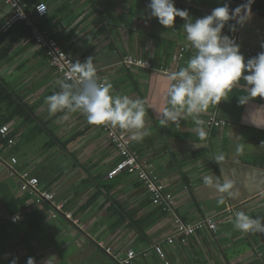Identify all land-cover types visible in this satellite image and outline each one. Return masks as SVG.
Segmentation results:
<instances>
[{
    "label": "crops",
    "instance_id": "1",
    "mask_svg": "<svg viewBox=\"0 0 264 264\" xmlns=\"http://www.w3.org/2000/svg\"><path fill=\"white\" fill-rule=\"evenodd\" d=\"M41 1L45 2L47 12L39 25L62 43L70 56L83 61L92 58L98 82L111 83L112 95L144 101L146 135L136 141L131 138V131L125 132L132 148L152 164L172 193L178 215L188 222L211 217L217 223L214 233H198L186 243L162 242L170 264H264V233L243 234L233 224L238 211L254 219L264 217V99L256 97L239 105L238 96L244 94L241 80L240 86L234 87L228 99L219 105V115L228 125L211 131L202 125L207 133L204 141L198 139L193 119L183 118V113L179 125L169 122L161 126L167 75L158 69L178 71L194 55V50L185 46L184 21L176 17L173 29H165L156 18H148L149 0ZM234 1L175 0V7L187 9L195 20L224 3L234 9ZM3 10L0 0V14ZM228 22L222 34L227 32ZM238 36L240 45L252 52L248 56L243 51L245 60L264 50L261 48L264 0H254L251 4V18L243 26L238 25ZM0 38V83L20 104L33 111L29 122L10 115V108L0 107V119L11 117L7 124L15 140L10 147L0 146V158L7 163L10 156H16L18 169H27L38 179L41 188L49 187L58 199L66 200L73 218L89 222L83 239L70 221L62 217L51 220L47 204L31 205L26 213L37 211L39 224L34 230L25 225L19 232L16 223H10L7 217L20 214L17 222L24 220L28 196L17 191L15 180L7 177L4 166L0 165V230L7 235L3 229L18 228L19 234L13 238L20 240L24 234L29 239L20 242L17 253H12L8 260L38 255L54 264L65 253L72 261L71 253L83 251L85 245L87 251L92 246L97 248L94 241L123 255L129 248L136 252L147 249L171 234L170 215L151 205L135 174L106 178L105 173L118 156L98 126L88 124L78 111L49 113L46 97L60 90L58 75L23 28ZM125 54L149 59L154 69L122 67L119 59ZM178 54L180 57L174 60ZM208 110L200 115L201 120L204 121ZM32 127L39 128L40 133L28 140L35 132H30ZM40 135L48 140L38 144ZM195 143L204 146L196 148ZM237 144L243 145L240 153L236 152ZM220 154L225 159L218 164L215 157ZM205 176L219 183L232 181L239 197L231 199L226 193L205 186ZM221 196L224 204L217 202ZM158 262L153 254L137 259L138 264Z\"/></svg>",
    "mask_w": 264,
    "mask_h": 264
},
{
    "label": "clouds",
    "instance_id": "2",
    "mask_svg": "<svg viewBox=\"0 0 264 264\" xmlns=\"http://www.w3.org/2000/svg\"><path fill=\"white\" fill-rule=\"evenodd\" d=\"M253 2L254 0H246L234 9L224 3L223 6L214 8L210 14L193 20L187 9L175 7V0H149L148 18H156L167 30L173 29L176 17L181 18L184 21L185 46L194 50V55L187 60L186 66L164 78L166 95L165 107L160 110L161 126H167L169 122L179 125L183 113V118L193 119L197 125L198 139L204 141L207 133L202 127L204 121L199 118L200 115L210 106H217L222 100H227L233 88L240 86L241 80L244 82V94L238 96L239 105H245L256 97L264 99V50L245 60L240 52V44L229 35L222 34L228 21L235 20L236 24L243 26L251 18ZM36 10L41 14L47 12L46 5L42 2L36 6ZM236 24L228 25L229 32L237 30ZM261 48L264 49V43ZM73 70L79 75V91L73 92L72 84L60 83V90L46 97L49 113L78 111L90 125L118 127L131 131L133 140H142L146 135L144 101L131 99L127 95H112L111 83L98 82L97 68L92 58L75 63ZM64 118L67 119V115ZM202 146L204 145L194 144L196 148ZM242 151L243 145L237 144L236 152ZM224 159L223 154L215 157L218 164ZM203 184L221 194L226 193L231 199L239 197V191L233 190L234 185L230 180L219 183L212 177L205 176ZM217 202L224 204V197L221 196ZM66 205L67 201L64 210H72ZM233 224L243 234L264 233V217L254 219L245 212L238 211ZM100 243L102 242L96 245L102 247ZM11 264H17V259L14 258ZM26 264H34L33 258L29 257Z\"/></svg>",
    "mask_w": 264,
    "mask_h": 264
},
{
    "label": "built area",
    "instance_id": "3",
    "mask_svg": "<svg viewBox=\"0 0 264 264\" xmlns=\"http://www.w3.org/2000/svg\"><path fill=\"white\" fill-rule=\"evenodd\" d=\"M3 5V12L0 14L2 24L0 25V33L6 32L13 24L17 22L23 23V30L29 39L33 42L36 49L42 50L44 57L48 64L57 72L58 85L60 83L72 84V91L78 92L77 82L79 79L78 73L74 72V65L77 62H84L79 57H72L66 51L62 43H60L47 30L40 28L39 20L46 14L39 13L36 6L42 2L39 0L33 4L27 0H1ZM246 0H235L234 8ZM46 5V4H45ZM47 10V6H46ZM236 24L235 20H232ZM238 25L236 24V31L228 33L230 37L234 38L240 44L238 36ZM226 34V33H225ZM245 46L240 45V52L243 53ZM248 56H252V52L246 50ZM181 54V53H180ZM180 54L174 57V60L180 57ZM119 64L126 69H141L150 70L154 68L149 59L142 57H134L129 54L122 55L119 59ZM160 73L170 74L169 68L158 69ZM219 105L210 106L204 118V127L207 131L220 130L228 125V121L219 115ZM102 131L108 143L117 153L118 159L115 164L105 173L106 178L112 179L115 176L123 173H133L141 182L145 189L146 196L151 205L160 209L163 214L170 215L173 232L151 245V250L161 262V264H170L166 253L163 249V243L174 244L179 242L186 243V238L198 231L206 232V230H213L215 232L217 223L211 217H202L195 221H184L183 218L175 211V199L172 193L167 190L166 184L159 178L154 171L152 164L146 161L141 155L132 148L130 140L128 139L125 130L113 128L111 126H98ZM12 128L5 123L0 126V141H4L7 147L15 144V140L10 136ZM5 146V147H6ZM18 158L10 156L8 162L5 163L0 158V165L4 166L6 176L13 178L16 183L17 191L28 196L26 201V209L23 213L30 210L31 205L41 206L48 205V212L52 219L58 218L62 215L66 219L72 220V223L80 231H85L88 228V221H81L79 219H72L73 211L64 210L66 200L57 199L54 190L48 188H41L37 178L31 176L27 169H18L16 164ZM15 218V219H14ZM21 215L15 214L7 219L11 222L20 220ZM100 245L103 247L102 243ZM108 254L119 264H134L135 252L132 249H127L123 255L113 253L112 249L106 248ZM145 254V253H144Z\"/></svg>",
    "mask_w": 264,
    "mask_h": 264
},
{
    "label": "trees",
    "instance_id": "4",
    "mask_svg": "<svg viewBox=\"0 0 264 264\" xmlns=\"http://www.w3.org/2000/svg\"><path fill=\"white\" fill-rule=\"evenodd\" d=\"M39 0H33L32 2H30L29 0H27L28 3L30 4H33L35 2H37ZM46 15V14H45ZM44 15V16H45ZM43 16V17H44ZM229 25H232L234 24L233 22H228ZM2 24V21L0 22V25ZM40 26V25H39ZM19 28H23V23L22 22H17L15 24H13L6 32L4 33H1L0 35L1 36H5V35H8V33L12 32L13 30H17ZM40 28H42L40 26ZM43 29V28H42ZM226 33H231L229 32V30H227ZM1 39V38H0ZM2 105H4V107H8L10 108L11 112H10V115L11 114H15L16 116H20V117H23L25 120H28L29 122H31V119H32V116H33V111H32V108H30L29 106H26V105H23V104H20L16 99H15V96L13 95L12 92L8 91V89H6L5 85H2L0 83V107H2ZM3 107V108H4ZM1 109V108H0ZM6 117V116H5ZM5 117H2L0 119V126L7 123L8 120L11 119V117L8 118V116L5 118ZM37 127H32L30 132H33V134H31L29 137H28V140L30 139H34L36 138V135L40 133V129L37 128ZM13 139H14V136H13V132L11 133L10 135ZM1 145H5V142L4 141H0V146ZM26 215L25 219L24 220H21L20 222H17L16 225L19 227V232H22V229L25 227V225H30L28 226L29 228H32V230H34L35 227L38 226L39 224V221H40V215L37 211H34L32 213H29L27 214L26 212L24 213ZM62 217L63 219L67 220V221H70V224H72V226L74 228H76V226L72 223V220H69V219H66L64 217V215L60 216ZM72 219H74L72 217ZM51 220H56L55 219H52ZM77 229V228H76ZM5 232H8V234L4 235V233L2 232V229L0 230V257L2 258H8L12 253L16 254L17 253V250H16V247L18 246V244L20 242H23V241H26V240H29L24 234H22L19 239L20 240H17V239H14L13 237L16 235V234H19L17 233L18 232V228H15L14 227H11L10 230H6V229H3ZM80 231V230H79ZM82 232V233H81ZM198 233H201L200 231L188 236L186 238V240H188L189 237H193V236H197ZM80 234L82 235V238L84 239L85 237V232L83 231H80ZM93 242V241H92ZM95 245H96V242L94 241L93 242ZM96 247L99 249V251L106 255L107 257H109L111 259V262L112 264H119L117 261H115L112 257V254H108L105 249L106 248H109V247H105L103 245V247H99L96 245ZM21 249V248H20ZM134 250V249H132ZM135 251V250H134ZM113 252V251H112ZM145 253V254H144ZM6 254V257H4V255ZM150 254H153L155 256V254L153 253V251L151 250V246L148 247L147 249H142L140 252H136L135 251V258H134V264H138L137 263V259L138 257H146V256H149ZM31 258H33L34 260V264H40V259L41 257H39L38 255L37 256H29ZM27 257V259L29 258ZM45 257V256H44ZM156 257V256H155ZM157 258V257H156ZM27 259L24 257V263H22V261L19 259V261H17V264H26L27 262ZM158 259V258H157ZM45 261H47L45 259ZM48 264H53L52 261H47ZM158 264H161V262L159 261Z\"/></svg>",
    "mask_w": 264,
    "mask_h": 264
},
{
    "label": "rangeland",
    "instance_id": "5",
    "mask_svg": "<svg viewBox=\"0 0 264 264\" xmlns=\"http://www.w3.org/2000/svg\"><path fill=\"white\" fill-rule=\"evenodd\" d=\"M46 138L47 137H45L44 135L38 136L37 143H44ZM87 247L88 245H85V247L82 249L83 251L77 250L75 253H71L73 262L68 260V255L66 256L65 253H63L60 254L59 261H55L54 264H112L111 259L106 255L102 254L97 248L92 246V249L90 251H87ZM71 250L72 248L69 247L68 252H71ZM17 258H19L22 263H24L25 260L23 257ZM8 259L9 257L7 259L0 257V264H11L12 260ZM40 260V264H48L47 261H45L44 257H41Z\"/></svg>",
    "mask_w": 264,
    "mask_h": 264
},
{
    "label": "bare ground",
    "instance_id": "6",
    "mask_svg": "<svg viewBox=\"0 0 264 264\" xmlns=\"http://www.w3.org/2000/svg\"><path fill=\"white\" fill-rule=\"evenodd\" d=\"M243 51L246 53V49H245V50H243ZM228 123H229V122H228ZM206 232H207V233H214V231H213V230H209V229H208V230H206ZM133 251H134V250H133ZM134 252H135V251H134Z\"/></svg>",
    "mask_w": 264,
    "mask_h": 264
}]
</instances>
